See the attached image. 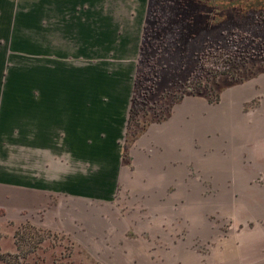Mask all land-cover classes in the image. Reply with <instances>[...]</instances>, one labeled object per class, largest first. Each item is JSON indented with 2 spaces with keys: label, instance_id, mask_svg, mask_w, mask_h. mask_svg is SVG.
Segmentation results:
<instances>
[{
  "label": "crops",
  "instance_id": "0c3cea01",
  "mask_svg": "<svg viewBox=\"0 0 264 264\" xmlns=\"http://www.w3.org/2000/svg\"><path fill=\"white\" fill-rule=\"evenodd\" d=\"M148 1L0 0V167L14 151L22 168L3 167L0 185L39 207L55 194L87 197L85 179L63 172L67 162L91 152L117 164ZM138 146L145 189L163 195L173 185L198 200L206 184L237 200L254 230L238 239L249 250L225 252V264H264V77L228 87L215 105L177 104ZM188 165L201 176H184Z\"/></svg>",
  "mask_w": 264,
  "mask_h": 264
},
{
  "label": "rangeland",
  "instance_id": "374dc122",
  "mask_svg": "<svg viewBox=\"0 0 264 264\" xmlns=\"http://www.w3.org/2000/svg\"><path fill=\"white\" fill-rule=\"evenodd\" d=\"M142 15L119 161L111 169L90 152L83 163L67 162L63 172L85 179L86 198L55 194L33 207L0 185V264H225V252L249 250L238 239L254 224L237 200L220 199L218 186L208 192L206 184L198 200L179 198L173 185L163 195L145 189L138 144L177 104L215 105L228 87L264 77V0H149ZM16 156L9 152L0 170L20 172ZM183 170L201 176L190 165Z\"/></svg>",
  "mask_w": 264,
  "mask_h": 264
}]
</instances>
